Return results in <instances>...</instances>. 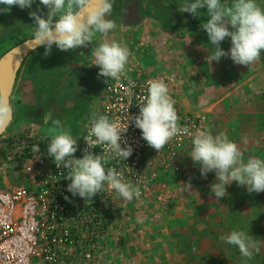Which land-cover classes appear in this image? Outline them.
Listing matches in <instances>:
<instances>
[{"label": "clouds", "instance_id": "clouds-1", "mask_svg": "<svg viewBox=\"0 0 264 264\" xmlns=\"http://www.w3.org/2000/svg\"><path fill=\"white\" fill-rule=\"evenodd\" d=\"M34 3L37 0H0V5H3L0 13H10L13 6L21 10L31 9ZM112 8L113 0H38L36 9L28 12L33 21L32 47H43V54L47 57L51 55L53 46L69 52L94 43L90 54L92 63L88 66L99 68L97 78L118 81L130 53L126 46L107 39L116 27L113 20L106 18ZM204 8L208 19L200 27L206 31L208 43L212 46L210 51L207 50L206 60L211 64L227 57L235 65L251 67L264 51V8L256 0H231L230 4L223 0H185L178 11L198 17L199 10ZM44 9H47L46 13ZM97 34L104 38L102 42L94 41ZM226 38L231 42L227 51L221 47ZM138 106L139 114L129 116L126 125L110 120L107 115L91 116L85 125L87 135L83 139L86 147L80 158L74 155L78 150V140L60 120H51L47 155L53 158L57 168L66 170L64 179L70 181L66 190L73 197L93 200L107 186L123 200L139 198L138 187L124 181L115 167L105 166L110 160H128L133 154V147L123 135L129 121L141 130L142 139L157 152L175 136L192 137L188 155L194 165L199 166L204 179L214 172L215 182L210 185V193L216 200L228 195L227 187L233 182L238 187H246L249 194L264 192V159L249 156L245 160L237 143L223 133L213 135L211 131L200 129L192 132L188 127L178 125L174 101L163 79L149 81L147 95ZM10 112L7 97L0 96V129L7 123ZM98 147L101 151L97 154L93 150ZM33 151H40L39 145H34ZM183 184L186 191L191 190L190 182ZM64 198L69 200L68 196ZM220 239L236 247L245 261L252 258L254 250H259L253 237L242 230L231 231Z\"/></svg>", "mask_w": 264, "mask_h": 264}, {"label": "built area", "instance_id": "built-area-1", "mask_svg": "<svg viewBox=\"0 0 264 264\" xmlns=\"http://www.w3.org/2000/svg\"><path fill=\"white\" fill-rule=\"evenodd\" d=\"M155 79H163L168 85L178 125L192 132L208 130L202 112L187 110L177 101L170 78L150 73L130 56L120 80H106L104 95L91 116L107 115L110 120L126 125L129 116L139 114L138 104L147 95L149 81ZM33 131L6 132L1 137L4 154L0 155V180L5 187H0V264H102L101 250L115 242L113 228L130 214L132 202L143 201L154 190L169 189L171 176L177 182L190 179L193 174L191 166L180 160L182 151L191 148L192 137L175 136L157 152L129 121L123 135L133 147V154L128 160L113 159L105 166L115 167L124 181L139 188L141 195L126 201L105 186L93 200L85 201L66 190L70 183L64 179L66 170L57 168L53 158L47 155L50 134ZM71 135L78 140L74 155L80 158L86 147L83 137L87 130L84 127L79 134ZM34 145H39L40 151H33ZM93 151L98 154L101 149ZM16 168L23 173V184H16V179L8 177ZM19 204L30 207L31 213L16 220ZM17 232L33 236L28 254L18 251Z\"/></svg>", "mask_w": 264, "mask_h": 264}, {"label": "crops", "instance_id": "crops-1", "mask_svg": "<svg viewBox=\"0 0 264 264\" xmlns=\"http://www.w3.org/2000/svg\"><path fill=\"white\" fill-rule=\"evenodd\" d=\"M153 15V18L143 22L140 31L132 30L130 35L126 37L127 39L122 40V44L126 43L129 56L150 73L170 78L175 85L176 99L180 105L190 111L202 112L207 119L208 130L213 135L223 133L230 140L236 142L244 153L245 160L249 156L264 159V51L249 68L235 65L227 57H222L219 62L213 61L210 64L206 58L212 46L208 43L206 31L202 30L200 25L186 22L188 20L179 24L166 22L156 10ZM155 16L161 18L157 19ZM221 47L225 51L229 50L231 47L230 38H226L221 43ZM42 49L44 48L41 47L29 53L22 60L15 75L11 94L13 119L6 131L8 133H19L30 127H35V131H50L51 120H53L52 114L56 109H62L63 104L53 109L56 106L54 100L44 102L46 100L44 96H58L72 76L78 77L77 83L81 87H88L89 81L93 83L94 77L87 74L91 70L96 72L98 69L94 65L88 66L92 63V57L87 58L82 54L76 55V60L73 59V62L64 63L62 68L59 66V68L53 69L54 71L58 70V72L54 74L52 72V76L50 75L51 77L48 78H54L58 76L59 71L65 72L67 70L66 76H62V81L59 84L58 80L48 79L47 81H50L48 83L52 86L48 87V91L41 94L38 100L27 105L28 103L26 102V104L23 99H16V87L20 79L25 74L28 65V69L33 67V64L30 63L33 54ZM73 63H77V65L72 67ZM65 64L67 65L64 66ZM89 76H92L91 80H89ZM65 104L71 105L70 102ZM43 119L44 121L48 119L45 126L40 124ZM79 133L80 131L77 130L73 134ZM190 149L187 148L182 151L180 160L185 165L191 166L193 172L191 178L175 182L171 176L170 188L164 190L165 192L182 193L185 190L183 183L190 182L192 187L190 191L185 190L186 195L203 196L210 193V185L215 182V174L214 172L209 173L207 179H204L200 174L199 166L194 165L188 155ZM8 177L11 180L16 179V184H23V173H21L20 168H16L12 174L10 172ZM159 191L157 189L154 193L157 194ZM246 192V187H238L236 182H233L227 187L226 202L222 203L226 206L208 207L212 216L210 215L208 219L200 221L199 227L203 231L198 237L201 241L198 242L199 246L203 243L205 245L206 241L214 244L216 240L212 236L215 234L209 230L222 227V224L227 227V218H232L234 214L238 216L239 213H243L248 208L249 205L246 202L248 194ZM236 201L245 203L234 206ZM184 210L191 211L192 208L187 207ZM219 212L222 218L217 222H220L221 225L220 223L216 224L213 219L214 214ZM30 213V207L19 204L16 209V220H21L20 217L24 218L25 214L30 215ZM190 224L191 220L186 225L188 229L192 227ZM246 233L251 235L254 240L258 236L257 232L248 230V227ZM225 234L227 233L222 232L218 236L221 237ZM32 240L33 236L30 233L27 236H22L20 232H17L16 246L22 255L30 252Z\"/></svg>", "mask_w": 264, "mask_h": 264}, {"label": "rangeland", "instance_id": "rangeland-1", "mask_svg": "<svg viewBox=\"0 0 264 264\" xmlns=\"http://www.w3.org/2000/svg\"><path fill=\"white\" fill-rule=\"evenodd\" d=\"M158 1L162 4L165 3L166 7L177 13H181L178 8L185 3V0ZM256 2L261 8H264V0H256ZM37 3H34L31 9L21 10L19 7L13 6L10 13H0V57L15 44L31 37L33 21L28 12L35 10ZM113 3H119L121 8H112L110 15L106 17L116 24L107 39L126 46V43L122 44L121 42L127 39L126 37L130 35L132 30L140 31L145 20L153 18L155 7L148 0H113ZM46 11L47 9H44L45 13ZM181 14L183 23L187 20L188 14ZM103 39L99 34L94 37L96 43L102 42ZM94 46L93 43L87 48L81 47L69 52L60 51L53 46L51 55L47 57L43 54L44 49L34 53L32 60H30L33 67L28 69V65L25 74L16 87V99H23L25 103H28H26L27 105H31L40 98L41 94L48 91V87L52 86L48 83L50 82L47 81L48 79L58 80L59 84L62 81V76H66L67 70L65 72L59 71L58 76L54 78H48L52 72L53 74L58 72V70L52 71V69L59 68V66L62 68L64 63L73 62V59L76 60V55L82 54L91 58V49ZM72 65L74 67L77 63ZM97 71L99 72V68ZM97 71L91 70L87 73L92 75L94 79L93 83L89 81L90 85L86 88L78 85V77L72 76L58 96H44V99L46 98L44 102L54 100L56 106L53 109L63 104L62 109H56L52 116L53 119L60 120L64 128L70 130L71 134L77 130L83 131L95 107L99 106L104 95L106 79L104 77L97 79ZM92 76H89V80ZM69 102L71 105L65 104ZM40 122L42 126L46 125L44 119ZM29 130L35 132V127H30ZM44 132L50 134L49 130ZM1 141L0 138V147H2ZM0 187H5L1 180ZM154 191L143 201L132 202L130 214L123 217L122 221L114 226L115 242L107 245L105 250H101L104 254L100 255L102 264H264V192L252 194L246 192L248 194L246 196L248 208L243 213L238 214L240 217L234 214L232 218H227V227L222 224V227L209 230L215 234L214 236L211 235L215 237L214 244L206 241L205 245L203 243L199 246L198 242L201 241L198 237L203 231L199 227L200 221L208 219L210 215L212 216L208 207L226 206V204H222L226 202L225 197L216 200L211 193L203 196H188L185 190L179 194L176 191H159L156 194ZM239 203L244 204L245 202L236 201L234 206ZM187 207H191L192 210L185 211L184 208ZM175 212L177 213L175 214ZM214 215V222L220 223L217 222L222 218L220 212ZM190 220L192 227L188 229L186 225ZM247 227L248 230L258 233L255 241L259 250H254L252 258L245 261L236 247L224 241L220 242L221 239L218 235L222 232L228 234L234 230L246 232Z\"/></svg>", "mask_w": 264, "mask_h": 264}, {"label": "water", "instance_id": "water-1", "mask_svg": "<svg viewBox=\"0 0 264 264\" xmlns=\"http://www.w3.org/2000/svg\"><path fill=\"white\" fill-rule=\"evenodd\" d=\"M186 16V15H185ZM30 38H26L21 42L15 44L9 48L0 57V96H5L11 106V112L8 116L7 123L0 129V138L6 133L12 119H13V108L11 105V94L13 90V82L15 75L17 74L18 68L22 60L32 51L41 48H33V42Z\"/></svg>", "mask_w": 264, "mask_h": 264}, {"label": "trees", "instance_id": "trees-1", "mask_svg": "<svg viewBox=\"0 0 264 264\" xmlns=\"http://www.w3.org/2000/svg\"><path fill=\"white\" fill-rule=\"evenodd\" d=\"M149 3L153 4L155 7V10L158 14H160L164 20L172 23V24H179L182 22L183 20V16L181 13H177L172 11L171 9H169L168 7H166L165 5H163L161 2H159L158 0H148ZM223 2L226 3H231V0H223ZM113 8L114 9H120L121 5L119 3H113ZM200 14L198 15V17H194L191 14H188V22L192 23V24H197V25H201V23L206 22L208 19L207 13H206V8L204 9H200ZM3 147H0V155L3 156L4 152H2Z\"/></svg>", "mask_w": 264, "mask_h": 264}, {"label": "flooded vegetation", "instance_id": "flooded-vegetation-1", "mask_svg": "<svg viewBox=\"0 0 264 264\" xmlns=\"http://www.w3.org/2000/svg\"><path fill=\"white\" fill-rule=\"evenodd\" d=\"M52 71H54V70L52 69Z\"/></svg>", "mask_w": 264, "mask_h": 264}]
</instances>
